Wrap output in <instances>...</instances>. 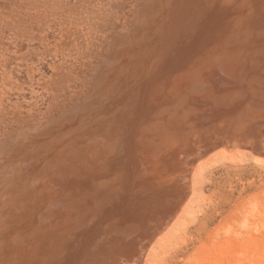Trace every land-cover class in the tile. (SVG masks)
<instances>
[{
    "label": "bare ground",
    "instance_id": "6f19581e",
    "mask_svg": "<svg viewBox=\"0 0 264 264\" xmlns=\"http://www.w3.org/2000/svg\"><path fill=\"white\" fill-rule=\"evenodd\" d=\"M10 1L0 11V172H10L0 264H141L188 206L202 164L241 148L264 155V0H123L126 18L112 17L116 0ZM36 8L40 32L48 15L82 31L44 40L42 58L69 57L36 81L51 97L30 90L25 110L7 98L28 86L9 61L33 68L34 51L17 43L44 36Z\"/></svg>",
    "mask_w": 264,
    "mask_h": 264
},
{
    "label": "rangeland",
    "instance_id": "374dc122",
    "mask_svg": "<svg viewBox=\"0 0 264 264\" xmlns=\"http://www.w3.org/2000/svg\"><path fill=\"white\" fill-rule=\"evenodd\" d=\"M116 1L110 6L111 8H108L109 10L114 8V11H110L111 15L114 13L112 17L115 18L114 16L118 12V14H122L121 17L126 18L129 15L127 13L128 4L124 3L123 0L121 2L120 0ZM13 5V1L0 0V11H11L13 10ZM124 6L125 8H123ZM36 9L38 10H36L37 15L35 14L36 17H34L36 21L34 28L44 36L41 40L37 39L33 40V42L32 40L18 39L17 43L19 45L21 43V46L25 48L23 52H26L27 49L34 51V56H30L31 59L28 58L27 63L31 64L33 68L26 67L25 64L19 67L17 62L18 65L13 60L9 61L12 63V67L16 69L17 75L19 74L18 77L20 76L19 78L22 79L21 82H27L28 86H25L24 93H22L24 90L22 92L8 91L6 93L7 98H10L13 103H19L20 101L25 103V110L31 107L30 100L32 96L30 95L33 89L39 90L38 95L44 98V102L51 97L36 81L43 76L44 71H47L52 76L55 66L53 64L60 57L62 60L69 57L65 52H60L56 56H51L47 53L49 55L42 58L41 56L43 55L41 54H45L44 40H49L53 43L56 42L54 37L57 39L62 36V38H68L69 42L72 43L76 42L77 38L79 39V34L82 31L80 28L81 23L76 22V26L72 28V26L62 25L60 18L57 17V20L59 19L57 21L56 17L48 15L50 16L48 28L40 32L38 29L39 20L43 19L44 15L37 13L40 8ZM124 10H127V12ZM118 14L116 17L121 15ZM133 23L132 26H138V24ZM39 61L41 63L37 64ZM50 62H52V66ZM41 64L44 65L41 66ZM25 69L27 70L25 71ZM28 71L34 73V77L37 79L33 84L28 80V78L31 79L32 75ZM47 72L46 74H48ZM74 86L79 87V84L77 86L74 84ZM1 90L3 91L0 86ZM28 98L31 99L27 100ZM91 101H93V98L88 102ZM1 123L4 130L14 129L10 123L4 121ZM20 138H16L13 141L26 143ZM241 149H239L240 151L236 149L233 152L234 154L238 151L234 154V157L239 156L238 159H218L201 165L196 178L197 185L193 190L188 206L177 221L167 231L157 237L155 244L147 246L149 251L141 264H264V155L253 156L252 152L246 148ZM1 166L2 164L0 163V168ZM9 173L6 176V172H0V185L3 184V179L9 180ZM2 187H0V191ZM0 211H2L1 206Z\"/></svg>",
    "mask_w": 264,
    "mask_h": 264
}]
</instances>
